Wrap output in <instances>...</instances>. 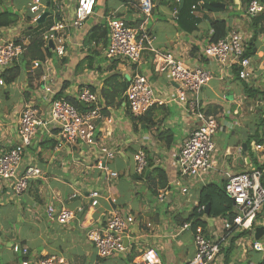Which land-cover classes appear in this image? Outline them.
Segmentation results:
<instances>
[{"label":"crops","instance_id":"0c3cea01","mask_svg":"<svg viewBox=\"0 0 264 264\" xmlns=\"http://www.w3.org/2000/svg\"><path fill=\"white\" fill-rule=\"evenodd\" d=\"M65 1L69 6L65 13L70 16L75 1ZM140 1L97 0L94 15L79 30L69 32L66 56L59 59L51 54L47 59L50 63L47 75L51 82L47 87L52 95L43 90L42 82L37 77L39 71L31 65L25 68V82L22 85L16 84L20 67L15 82L9 85L13 91L9 95L5 93V97L7 100L16 98L18 103L12 106L10 112L6 111L5 106L0 108V146L4 149H9L17 142V123L25 105L34 106L45 121L49 103L56 94L63 91L62 97L75 99L78 90L87 87L99 98L103 109L101 118L95 121V143L92 148L80 143L63 144L60 147L56 131L50 125L40 126L30 149L25 153L22 166H37L43 172L44 180L30 181L27 190L17 196L8 184L0 181V212L11 206V214L6 212L5 215L4 211L0 215V264H34L49 256L61 258L67 264H101L94 247L86 239V233L114 208L129 212L134 217L132 230L138 239L136 250L133 248L125 259H110L108 264H136L133 261L139 255V250L144 249L156 250L161 264H185L192 259L194 249L191 231L177 233L183 224L193 222L192 214L198 204L202 185L179 180L176 160L196 122L180 105L167 102L176 97L177 87L170 83L166 73L158 70L162 60L147 50L142 52L139 71L147 77L155 96L164 102L161 106L152 107L146 117V122L150 120L152 125L147 127L133 121L123 104L105 105L101 97L104 81L115 74L130 78L135 69L124 60H108L105 56L108 42L102 47L86 45L84 40L94 25L105 23V19L111 15L123 19L132 27H139L143 23ZM151 3L152 14L145 27L152 38V47L162 54L170 53L186 67L211 73L212 79L200 93L207 115L225 119L234 107L238 109L243 101L246 102L244 82L237 78L236 67L221 68L217 61L203 54L211 43L214 34L212 24L215 22H224L227 32L236 29L245 34L250 48L248 57L254 69V79L249 85L264 88V34L258 33L252 39V18L245 15L246 4L243 0H233L230 4L229 1L218 2L224 8L216 10L188 1V13L196 21L194 26L185 18L179 20V0H151ZM28 15H19L15 26L0 29V37L10 39L16 35H29L33 39L35 35L31 34L41 33L51 22V19H47L41 28L35 30V26L28 21ZM18 64L19 61L12 68ZM5 85L3 82L1 87ZM171 109L175 113L173 117ZM252 126L255 125L250 123ZM244 129L245 135H234L227 148H220L214 142L213 166L207 183H222L224 172L236 174L250 169L252 160L247 152H243L242 142L253 131ZM220 131L226 132L221 126ZM54 143L57 145L53 148ZM102 147L115 154L112 161L99 155L98 150ZM226 150L235 153L236 167L232 161L225 160ZM139 151L145 153L150 167L146 177L135 173V156ZM247 157L249 163L245 161ZM98 163L118 173V179L106 182ZM154 169L160 170L163 176L153 173ZM181 188L186 189V193H182ZM91 191L101 194L95 208L90 206L88 199ZM74 194L76 197L73 198ZM162 194L164 199L159 201L158 196ZM109 200H113L114 204ZM48 206L66 208L74 213L75 218L66 225L50 221L46 213ZM213 219L211 221L206 216L201 218L206 223L204 232L210 239L214 238L222 223L220 218ZM178 239L182 241L178 242ZM14 244L27 247L28 256L15 254L12 251ZM173 245L181 247L184 255H176Z\"/></svg>","mask_w":264,"mask_h":264},{"label":"built area","instance_id":"2783aa9c","mask_svg":"<svg viewBox=\"0 0 264 264\" xmlns=\"http://www.w3.org/2000/svg\"><path fill=\"white\" fill-rule=\"evenodd\" d=\"M48 1H51L49 2L51 22L39 33L38 37L51 54L62 59L67 54L69 32L79 30L94 15L97 0H76L70 16L65 13V9H69L65 0ZM27 6L28 21L36 27L41 15L45 12V0H28ZM152 8L151 0L140 1L139 9L143 14V23L139 27H132L114 15L105 19V27L108 30L105 56L110 61L124 60L135 69L129 78V86L124 94L125 102L123 103L134 117L143 116L152 107L164 104L155 96L147 77L139 71L142 52L147 50L155 58L162 60V65L158 70L166 73L170 83L177 87L176 97L167 102L180 105L183 111L196 122L195 128L178 152L177 178L203 186L208 184L207 178L213 166L215 153L213 136L218 126L215 117L206 114L205 107L200 100V93L212 79V75L200 68L186 67L182 61L173 58L170 53L162 54L152 47V38L145 27L152 14ZM263 12L264 4L258 0H251L245 5L244 13L248 17ZM33 39L29 35L22 37L16 35L10 39L0 37V75L19 61L24 47ZM50 42L52 49L49 48ZM246 49L245 34L232 29L223 39L208 44L203 54L217 61L221 68L236 67L238 78L249 82L254 78V69L250 58L245 56ZM48 58L32 62L31 67L42 71L39 81L42 82L43 90L52 95L47 87L51 83L47 75L50 66ZM2 85L3 81L0 80V86ZM75 100L85 105L87 110L80 112L64 99L50 101L45 121L41 119L39 111L32 105H25L21 110L17 123L16 144L9 149L0 146V181L8 184L15 195L24 193L30 181L45 178L37 166H22L25 153L30 149L38 127L50 125L56 131L60 147L63 144L77 145L78 143L88 148L94 146L95 121L101 118L103 109L100 100L87 87L78 90ZM98 152L107 161H112L115 157L113 152L104 147ZM249 152L252 164L248 171L236 174L223 173L225 193L232 202L233 219L228 221L219 217L222 221L221 227L213 239L206 236L202 227L197 226L193 229L191 223L183 224L178 230L177 234L184 231H191L192 234L194 255L185 264H224L225 254L231 243L235 249L241 250L243 256L251 250L264 253V235L260 240L254 239L247 242L248 238L253 239L257 228L264 227V146L252 142ZM135 163V173L142 176L148 167L143 151L136 154ZM98 168L104 172V179L108 183L119 177L118 173L109 171L101 163H98ZM182 193H186V189H183ZM100 198L99 191H91L88 194L90 206L95 208ZM158 199L162 201L164 194L159 195ZM109 201L114 204L113 200ZM78 212L80 213L81 210L79 209ZM46 213L50 221L59 225H66L75 218L74 213L66 208L48 206ZM134 224L135 219L129 212L114 208L97 226L92 227L86 233V239L94 247L98 259H125L124 257L130 254L137 244L138 238L134 237L132 230ZM12 251L23 257L29 254L27 247L18 244L12 246ZM135 260L133 262L136 264H161L159 254L154 249L139 250V255ZM34 264L67 263L56 256H49Z\"/></svg>","mask_w":264,"mask_h":264},{"label":"trees","instance_id":"16d2710c","mask_svg":"<svg viewBox=\"0 0 264 264\" xmlns=\"http://www.w3.org/2000/svg\"><path fill=\"white\" fill-rule=\"evenodd\" d=\"M188 1H191L193 4L202 2V6L208 7L209 10H216V8L211 7L210 5L212 3H224V1H229V4L233 0H183V6L178 11V18L184 19L186 21H190L193 26L196 21L189 15L188 10ZM245 4H248L251 0H243ZM259 2H262L264 0H258ZM1 2V1H0ZM51 2V1H49ZM1 6V5H0ZM252 18V25L254 28L253 32V38H256V35L258 33L264 34V12L260 13L256 16H249ZM19 21V15H17L12 10L2 9L0 8V29H8L12 26H15ZM184 21V20H183ZM42 24H38L35 27V30L41 28ZM212 29L214 31L213 37L211 38V42L215 43L220 39H223L227 34L226 25L224 22H215L212 24ZM35 38L24 47V51L22 55L19 58V64L15 67L6 70L0 75V80H3V82L9 86L13 82H15L18 74H19V65H23L25 68H29L31 63L34 61H42L46 57L51 56V52L47 47H44L42 41L39 39L37 34H34ZM85 44L86 45H92V46H98L101 45L104 47L106 45V42H108V30L105 27L104 23H100L97 25H94L90 31L87 33L85 37ZM249 49L247 46L245 56H249ZM112 62H115L112 61ZM89 68H91V64L89 65ZM28 70V69H27ZM36 71H39L37 77L38 80L41 76L40 69H36ZM237 72V71H236ZM237 74V73H236ZM129 86V81L126 80L125 77H121L120 75H112L108 77L103 84V88L101 90V97L105 100V105L110 106L115 103L117 104H123L124 101V94L127 91V88ZM244 90L246 94V104L248 102H253L256 100H261V108H259L258 111V123L255 125L258 127L253 134L249 135L244 144L247 146L248 151L250 150V145L252 142L263 145L264 144V88H254L248 83H244ZM63 92V91H62ZM62 92L56 94L53 99L54 100H60L64 99L74 107H76L80 112H84L87 108L85 105L80 104L75 99H71L70 97H62ZM117 100V101H116ZM152 109V108H151ZM149 109L143 116L134 117L132 116V120L136 123L145 124L148 126L152 125V122L149 120L146 122V117L149 115V112L151 111ZM57 145V143L53 144V148ZM149 165L147 167V170L142 175L143 177H146L147 171L149 169ZM152 172L157 173L159 177L163 176V173L158 170L154 169ZM147 178L150 179L149 176ZM162 188L165 186V182L161 184ZM209 206V214H205L206 207ZM203 216H206L209 219L213 218H224L228 221H231L234 217V212L232 209V202L229 199V197L225 193V187H224V181L220 184L218 183H208L206 185H203L199 189V196H198V204L195 207L192 217L193 222L192 227L195 229L197 226L202 227L203 230L206 228V223L204 221H201V218ZM191 217V218H192ZM190 222V221H188ZM238 253V256L241 257V250L239 248H234L233 244L231 243L229 249L226 251L224 264H264V258L262 260L256 261V263H253V260L251 259V252H257V251H248L246 253V259L245 260H238L236 262H231V255L232 253ZM26 259V258H24Z\"/></svg>","mask_w":264,"mask_h":264},{"label":"rangeland","instance_id":"374dc122","mask_svg":"<svg viewBox=\"0 0 264 264\" xmlns=\"http://www.w3.org/2000/svg\"><path fill=\"white\" fill-rule=\"evenodd\" d=\"M0 8L2 9H7V10H12L14 11L17 15H26L29 14L28 13V0H0ZM76 1V0H73ZM105 1H116V0H105ZM166 1H174V0H166ZM34 32V31H32ZM34 35V34H31ZM20 67V75L18 76L19 78L17 79V86L22 85L25 82V72L26 69L23 65H19ZM13 91V87L12 86H0V108L2 107H6V111L10 112L12 110V106L14 104H17L18 101L16 98L11 97L9 100L6 99L5 97V93H7L8 95ZM245 101L242 102L241 107L240 108H233L232 113L225 117V119H216L217 121V131L213 136V142H216L217 145L222 148V147H228L231 145V141L234 138V135L242 133L243 135H245V128H249L252 129V131L254 132L258 127L256 126H252L250 127V123L256 125L258 123V111L259 108H261V100H256V101H251L248 102L247 104L244 103ZM179 110V109H178ZM172 112L171 117H173L175 115L173 109L170 110ZM179 116V115H178ZM233 117V118H231ZM243 120V121H242ZM220 126L225 128L226 132L223 133V131H220ZM195 128V127H194ZM193 128V129H194ZM249 131V130H248ZM245 140V139H243ZM242 140H240L241 142ZM244 143V141L242 142V144ZM233 152L234 150L231 149ZM231 152L230 150H226L225 153L227 156V158H225V160H230L232 161V164L235 166V153ZM235 156V157H234ZM236 167V166H235ZM32 184L35 185L34 182H32ZM220 184V183H219ZM27 190V189H26ZM154 194V193H153ZM17 196V195H16ZM5 211V215L6 212H9V214H11V206H7V210L5 208V210L0 212V215L3 214ZM17 227L19 225H16ZM242 236H246V234H242ZM254 240L252 238H248V241H252ZM176 240H173V242ZM178 242L182 241V239H178ZM173 250L175 251L176 255H184V251L180 250L181 247H177L175 245H173ZM179 253V254H178ZM251 259L253 260V263H256V261L258 260H262L264 258V253L263 252H251ZM241 256H243L241 254ZM231 262L233 260V262H236L238 260L242 261L246 259V254L243 257H239L238 253L233 252L231 255ZM115 259V258H113ZM110 260V259H109ZM101 264H108V260H101ZM232 262V263H233ZM110 264V263H109ZM234 264V263H233Z\"/></svg>","mask_w":264,"mask_h":264},{"label":"water","instance_id":"95a60500","mask_svg":"<svg viewBox=\"0 0 264 264\" xmlns=\"http://www.w3.org/2000/svg\"><path fill=\"white\" fill-rule=\"evenodd\" d=\"M179 1H180V7H182L183 6V0H179ZM45 5H46V9H45V12L43 13V15H41V17H40V19L38 21L39 24H43L45 22V20L49 16V1L48 0H45ZM210 6L214 7V8H220V9L224 8V5L219 4V3L211 4ZM49 47L51 49L53 48L51 42L49 43ZM126 80L129 81V78L127 77ZM242 149H243L244 152H246L247 151V146L245 144H243L242 145ZM245 161L249 163V158L247 157L245 159ZM205 214L206 215L209 214V206L206 207ZM263 235H264V227H259V228L256 229V233H255L254 239L255 240H259V239H261V237H263Z\"/></svg>","mask_w":264,"mask_h":264},{"label":"clouds","instance_id":"9594fccd","mask_svg":"<svg viewBox=\"0 0 264 264\" xmlns=\"http://www.w3.org/2000/svg\"><path fill=\"white\" fill-rule=\"evenodd\" d=\"M200 3H201V2H200ZM200 3H198V4L200 5ZM260 3H262V2H260ZM262 4H264V3H262ZM95 7H96V6H95ZM117 18H118V17H117ZM47 19H50V18H49V16H48V18H47ZM47 19L45 20V22L47 21ZM45 22H44V23H45ZM44 23H43V24H44ZM43 24H42V25H43ZM104 24H105V23H104ZM211 43H213V42H211ZM209 44H210V43H209ZM49 48H50V47H49ZM233 67H234V66H233ZM236 71H237V68H236ZM236 73H237V72H236ZM236 76H237V74H236ZM237 78H238V76H237ZM238 79H239V78H238ZM253 79H254V78H253ZM253 79H252V80H253ZM239 80H240V79H239ZM252 80H251V81H252ZM241 81H242V80H241ZM251 81H249V82H244V81H243V82H244V83H248V84H249ZM82 105H83V104H82ZM249 151H250V150H249ZM249 151H248V149H247V151H246V152H247V154L249 155V157H250V158H251V160H252V157H251V155H250V152H249ZM243 152H244V151H243ZM179 229H180V228H179ZM259 240H260V239H259ZM28 251H29V250H28Z\"/></svg>","mask_w":264,"mask_h":264}]
</instances>
